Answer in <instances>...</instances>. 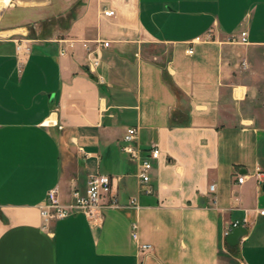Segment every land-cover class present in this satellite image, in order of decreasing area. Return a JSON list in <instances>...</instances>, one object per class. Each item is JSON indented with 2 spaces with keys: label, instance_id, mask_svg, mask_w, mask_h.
Masks as SVG:
<instances>
[{
  "label": "crops",
  "instance_id": "crops-1",
  "mask_svg": "<svg viewBox=\"0 0 264 264\" xmlns=\"http://www.w3.org/2000/svg\"><path fill=\"white\" fill-rule=\"evenodd\" d=\"M83 40L111 42L96 73ZM132 127L143 156L161 150L147 184L121 150ZM96 173L113 178L117 206L45 227L49 192L69 204ZM263 184L264 0L0 8V264H264ZM237 221L248 233L233 247L225 232Z\"/></svg>",
  "mask_w": 264,
  "mask_h": 264
},
{
  "label": "built area",
  "instance_id": "built-area-1",
  "mask_svg": "<svg viewBox=\"0 0 264 264\" xmlns=\"http://www.w3.org/2000/svg\"><path fill=\"white\" fill-rule=\"evenodd\" d=\"M106 16L114 15V11H105ZM212 39V31L208 32L205 37H197L191 44L194 45L197 42H202ZM240 43H248V34L246 31H242L240 37L238 38ZM68 48H74L75 44L78 42L74 39L65 40ZM83 47L86 49L87 55V67L89 71L96 73L102 65V50L104 48L110 47V41H80ZM94 42V45H92ZM17 43V63L19 72L26 63V60L31 51V40L22 37L16 40ZM68 48L63 47L60 51V55H66L68 53ZM187 53L192 55L194 53L193 46L187 49ZM138 138V128L132 127L128 130L123 139V144L121 145V150L123 153L128 155V157L139 162V176L143 184H147L151 180V171L153 169V161L158 160L161 156V150L158 145H153L143 156V151L137 144ZM259 178H262V174L258 173ZM246 179V176H237L238 184H242ZM215 186L211 187L214 191ZM132 204L135 201H131ZM118 199L117 195L114 193V180L112 177L105 174H92L89 176L88 185L84 192L75 190L73 192V200L69 204H64L58 195V190L53 189L48 194V199L46 203L41 206V215L45 222V227L51 222L59 219H65L74 213L82 212L90 220H98L102 217L103 209L107 207L117 206ZM264 214V210L261 211ZM239 226V222H234L232 227L227 229L225 236L227 237L234 228ZM132 235L133 238L138 241V225L133 224ZM139 251L142 254H151L153 251V246L148 243H140L138 245Z\"/></svg>",
  "mask_w": 264,
  "mask_h": 264
},
{
  "label": "water",
  "instance_id": "water-1",
  "mask_svg": "<svg viewBox=\"0 0 264 264\" xmlns=\"http://www.w3.org/2000/svg\"><path fill=\"white\" fill-rule=\"evenodd\" d=\"M264 189V184H263ZM248 233V229L244 226H238L228 235L226 238V242L230 246H237L240 243L242 237H244Z\"/></svg>",
  "mask_w": 264,
  "mask_h": 264
},
{
  "label": "bare ground",
  "instance_id": "bare-ground-1",
  "mask_svg": "<svg viewBox=\"0 0 264 264\" xmlns=\"http://www.w3.org/2000/svg\"><path fill=\"white\" fill-rule=\"evenodd\" d=\"M11 0H0V8H4Z\"/></svg>",
  "mask_w": 264,
  "mask_h": 264
},
{
  "label": "rangeland",
  "instance_id": "rangeland-1",
  "mask_svg": "<svg viewBox=\"0 0 264 264\" xmlns=\"http://www.w3.org/2000/svg\"><path fill=\"white\" fill-rule=\"evenodd\" d=\"M14 1H20V2H28V1H31V0H14ZM39 0H35V3H37ZM70 1H73V3H76L79 1V0H70Z\"/></svg>",
  "mask_w": 264,
  "mask_h": 264
}]
</instances>
